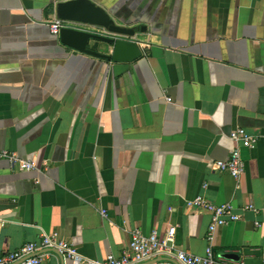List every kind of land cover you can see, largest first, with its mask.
Listing matches in <instances>:
<instances>
[{
	"label": "crops",
	"instance_id": "1",
	"mask_svg": "<svg viewBox=\"0 0 264 264\" xmlns=\"http://www.w3.org/2000/svg\"><path fill=\"white\" fill-rule=\"evenodd\" d=\"M59 1L0 0V149L37 164L0 159V254L58 232L102 259L135 227L169 226L177 247L204 254L211 217L188 203L204 195L241 214L215 233L218 264H262L264 0H95L136 30L142 55L120 62L64 46ZM236 127L261 136L240 144L239 181L215 166Z\"/></svg>",
	"mask_w": 264,
	"mask_h": 264
},
{
	"label": "built area",
	"instance_id": "2",
	"mask_svg": "<svg viewBox=\"0 0 264 264\" xmlns=\"http://www.w3.org/2000/svg\"><path fill=\"white\" fill-rule=\"evenodd\" d=\"M67 22L56 19L51 27L58 33L61 26ZM260 135L250 133L243 127H236L230 132V138L236 144L226 160H218L215 166L226 172L237 181L245 172V161L242 157L240 144L254 147L260 140ZM263 141H264V137ZM0 159H7L10 165H18L22 171L37 168L35 161L21 157L18 153L8 149H0ZM207 187V184H204ZM189 205L198 207L210 214L211 221L208 225L206 239L208 245L204 254H194L180 249L176 245V228L169 226L164 233L153 229L144 233L140 228L131 230V238L127 249L121 255L108 253L102 259L89 258L82 255L68 240L62 239L58 232L44 234L39 242H28L18 250L7 254H0V264H41L43 252H57L70 259L72 264H218L212 244L218 227L231 221L239 220L241 214L235 212L232 203L215 204L206 199L204 195H197L188 201ZM253 206L244 205V210ZM105 215V211H102ZM256 226H260L257 221ZM264 264V261L263 263Z\"/></svg>",
	"mask_w": 264,
	"mask_h": 264
},
{
	"label": "water",
	"instance_id": "3",
	"mask_svg": "<svg viewBox=\"0 0 264 264\" xmlns=\"http://www.w3.org/2000/svg\"><path fill=\"white\" fill-rule=\"evenodd\" d=\"M56 17L67 22L60 27V42L71 49L114 62L133 61L142 55L133 39L134 27L119 21L95 0H63L56 4ZM93 43H104L101 51ZM225 258H238L234 252H224Z\"/></svg>",
	"mask_w": 264,
	"mask_h": 264
}]
</instances>
